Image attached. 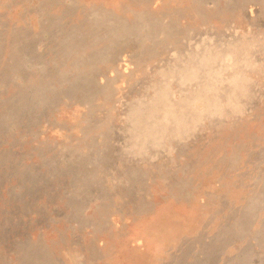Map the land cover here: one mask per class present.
Segmentation results:
<instances>
[{"label":"rangeland","instance_id":"374dc122","mask_svg":"<svg viewBox=\"0 0 264 264\" xmlns=\"http://www.w3.org/2000/svg\"><path fill=\"white\" fill-rule=\"evenodd\" d=\"M0 264H264V0H0Z\"/></svg>","mask_w":264,"mask_h":264}]
</instances>
